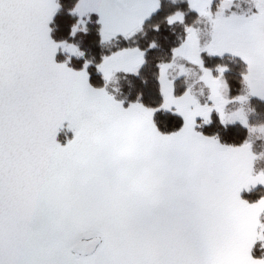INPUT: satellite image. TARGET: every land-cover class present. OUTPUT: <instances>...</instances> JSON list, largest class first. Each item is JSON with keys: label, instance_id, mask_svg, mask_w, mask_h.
<instances>
[{"label": "snow or ice", "instance_id": "obj_1", "mask_svg": "<svg viewBox=\"0 0 264 264\" xmlns=\"http://www.w3.org/2000/svg\"><path fill=\"white\" fill-rule=\"evenodd\" d=\"M246 3L69 0L58 35L61 0H0V264H264V124L245 111L264 102V0ZM89 23L94 60L71 42Z\"/></svg>", "mask_w": 264, "mask_h": 264}, {"label": "trees", "instance_id": "obj_2", "mask_svg": "<svg viewBox=\"0 0 264 264\" xmlns=\"http://www.w3.org/2000/svg\"><path fill=\"white\" fill-rule=\"evenodd\" d=\"M61 3L63 4L61 12L58 14L57 22L58 24L54 27V31L59 32L58 35H64L66 34L67 30L70 28L71 23L73 22L72 18L68 15V9L70 8L69 0H61ZM239 7H243V10L239 11H245L247 9V3L245 1L236 2ZM165 10H168L171 7L170 0H165L164 4ZM203 26H201L202 28ZM88 32L81 33L76 40L71 41L72 43H77L81 50L85 53V59L94 60L99 55V48L98 45L95 44V29L94 25L92 23H89L87 25ZM146 33H151L153 31L152 25H149L145 29ZM180 31L177 29L175 36H179ZM143 38V37H142ZM163 49H161L157 54L156 57H153L152 59H155L157 57H163ZM63 57H58V62L62 61ZM222 63L229 66L230 71L228 73V78L232 80L233 82L237 78L238 71L240 69V65L236 63L234 60L230 58H225ZM150 72H151V65L149 64V68L146 70L145 76L150 78ZM125 84H127V81L118 79L113 82L111 85L113 88L123 91ZM131 90V86H129ZM248 109V119L249 122L252 125H261L264 124V103L258 102L256 100L250 101V103L246 106ZM162 131H170L173 130L172 122L170 121L168 126L165 127L163 125H160ZM209 131H213V128H209ZM215 132L219 133L221 136H224L225 133L223 130L219 128H215ZM244 132L239 129L238 127H234L231 130V134L229 136L230 139H236L239 140L244 136ZM71 133L69 132L67 134L68 138H71ZM58 141L63 144L65 143V134L64 132H61L58 137ZM254 153L259 157V159L255 162L257 170L264 169V156L260 158L258 152L254 149ZM258 194V193H257Z\"/></svg>", "mask_w": 264, "mask_h": 264}, {"label": "rangeland", "instance_id": "obj_3", "mask_svg": "<svg viewBox=\"0 0 264 264\" xmlns=\"http://www.w3.org/2000/svg\"><path fill=\"white\" fill-rule=\"evenodd\" d=\"M238 10H243V7H239ZM194 91L196 92L197 95L200 94V89L198 86L194 87ZM201 99L203 100L204 97H201ZM239 107L238 105H233L232 108L233 110H235V108ZM248 108L245 107V111L246 113H248ZM262 125V124H261ZM258 126V125H257ZM252 144L254 149L258 152L260 158H262L264 156V138H252Z\"/></svg>", "mask_w": 264, "mask_h": 264}, {"label": "crops", "instance_id": "obj_4", "mask_svg": "<svg viewBox=\"0 0 264 264\" xmlns=\"http://www.w3.org/2000/svg\"><path fill=\"white\" fill-rule=\"evenodd\" d=\"M241 1H245L246 2V0H236V2H241ZM194 77L192 78V80L194 81ZM191 82V81H190ZM264 103V102H263Z\"/></svg>", "mask_w": 264, "mask_h": 264}]
</instances>
